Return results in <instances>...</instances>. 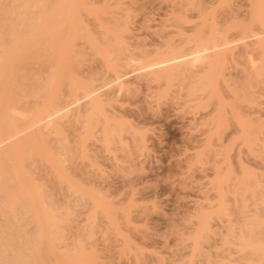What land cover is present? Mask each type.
<instances>
[{
	"label": "bare ground",
	"instance_id": "bare-ground-1",
	"mask_svg": "<svg viewBox=\"0 0 264 264\" xmlns=\"http://www.w3.org/2000/svg\"><path fill=\"white\" fill-rule=\"evenodd\" d=\"M56 1L47 11L48 0H0V264H97L82 254L85 239L99 216L114 230L107 198L125 189L108 182L107 169L144 171L120 163L146 149L141 117L129 112L134 126L120 105L142 86L157 108L176 99L191 111L203 136L190 140L200 141L196 163L222 148L209 181L216 200L192 212L182 264H264V167L223 154L237 145L264 165V0H186L168 15L172 37L151 48L132 41L126 23L91 31L73 0ZM73 208L87 210L78 213L95 229L84 225L71 252L57 256Z\"/></svg>",
	"mask_w": 264,
	"mask_h": 264
},
{
	"label": "rangeland",
	"instance_id": "rangeland-1",
	"mask_svg": "<svg viewBox=\"0 0 264 264\" xmlns=\"http://www.w3.org/2000/svg\"><path fill=\"white\" fill-rule=\"evenodd\" d=\"M52 1L57 2L56 0H51V2L48 0L47 11L51 8ZM88 1L89 6H84L82 0H73L74 4L72 5L77 10L78 18L89 30L98 31L99 23L105 27L115 28L126 23L132 41L142 42L148 48L161 41L162 38L172 37L171 34L174 29L168 26V15L171 11L179 9L184 1L186 2V0ZM8 2L3 3L5 7L10 6L11 2ZM85 7L93 9L97 19H94L93 16H87L83 12ZM190 19L193 20V18ZM77 47L80 48L81 45L77 44ZM16 82H18L17 78ZM151 93L152 90H147L142 86L131 98L132 100L130 99L131 101L120 104L121 111L124 110L123 112H125L122 114L127 115L128 111V116H130L129 112L133 111L136 116L141 117L138 116L137 122L141 121L144 124L139 122L141 125L138 124L136 128L139 127L137 129L143 131L144 138L147 140V142L145 141L144 154H124L125 159L123 160L127 164L125 165L123 161H120V163L124 167L127 166L124 169L134 167L136 172L140 168L143 169L144 171L138 170L139 172H137L138 174L144 172L143 175L138 176L137 173L133 172L129 175L126 171L127 176H125L126 174L121 169H107L108 182L114 187L121 188L122 186V188H125L109 195L107 203L111 204L114 209L112 218L115 227L113 228L114 230L117 229L116 231L121 233V236L123 235L126 242L119 239L120 237L113 232L114 230L111 227L108 229L106 220L100 216L97 221L100 218L102 220L100 219L98 224L95 225L98 230L88 228L89 225L84 220L86 216H83V214L87 215V210L81 209L85 210L84 212L79 209L80 213H83L80 214L79 211L76 212L78 208L76 210L73 208V216L70 214L69 217L72 216L75 219L70 223V227L64 226L63 240L55 250L57 256H67L71 252L72 247L74 248L76 236L81 234L80 231L84 230V225L86 226L87 223L86 228L89 231L95 229V231H92V234L95 233V235L88 236V238L86 235L91 232H88L87 229L82 233L83 236L87 237L86 242L84 241L85 237H81L85 242L82 254L88 253L90 256H97V264H182V261L187 259L190 248L186 239L190 232L187 230L192 220L190 216H193L191 214L194 212L195 207H206L216 200L209 181L212 179V168L214 166L223 167V157L219 154L222 148L219 146L213 147L206 152L200 163H196L193 156L199 149H194L193 146L203 136L201 133L199 135V131H196L197 129L193 126L194 123L192 124L191 111L179 110L176 99L170 100L157 108L150 98ZM262 97L258 101L264 103V96ZM261 110H264V104L259 106L257 112L263 114L264 111ZM126 115L127 121H131L132 113L130 118H127ZM134 123L136 124V122H132L135 126ZM182 140H186V143L183 141V144ZM190 140L197 142L193 143L194 141L191 142ZM187 141H189V144H187ZM199 143L196 145L199 146ZM225 152L234 163L237 160V155H239L238 157L245 163L243 165L248 170H253V167H255V171V169L258 170V168L264 167V165L257 166L262 163V160L252 158V156L246 154L243 147L238 148L237 145L225 146L223 154ZM262 157L264 158V154H262ZM104 164H108V162L104 161ZM255 164L257 165L255 166ZM131 179H134L132 180L133 184L130 181ZM127 181H130L128 186L131 187L132 184L133 189L128 188L127 185L126 188L124 183ZM55 200H61V196L57 195ZM58 211L55 213H58ZM59 214L64 217L65 213L60 210ZM60 215L57 217H60ZM123 216L126 217L123 218ZM66 222L68 223V221ZM102 233L105 235L103 236ZM214 239L219 247L221 238L217 240L218 237L215 236L212 239L213 242H215ZM213 244L210 247L207 245V248L217 246ZM126 248L130 249L129 252ZM207 248L204 246L203 251L206 252ZM209 251L214 252V249L212 248Z\"/></svg>",
	"mask_w": 264,
	"mask_h": 264
}]
</instances>
